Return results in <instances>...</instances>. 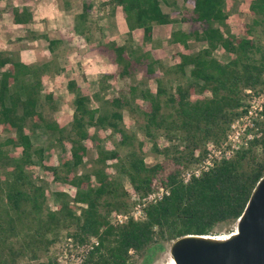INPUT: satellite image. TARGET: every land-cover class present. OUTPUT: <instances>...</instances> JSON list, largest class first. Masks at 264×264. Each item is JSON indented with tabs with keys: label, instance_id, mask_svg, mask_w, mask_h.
Wrapping results in <instances>:
<instances>
[{
	"label": "trees",
	"instance_id": "obj_1",
	"mask_svg": "<svg viewBox=\"0 0 264 264\" xmlns=\"http://www.w3.org/2000/svg\"><path fill=\"white\" fill-rule=\"evenodd\" d=\"M182 2L190 9L175 19L161 9L159 0H106L104 6L120 8L126 28L123 42L117 44L104 38L95 22L98 36L90 35L91 3L83 0L73 16L74 30L88 42L97 41L114 70L97 78L98 89L90 95L67 80L73 108L61 122L45 117L41 109L42 101L54 109L42 80L58 70V41L42 36L50 57L40 62L25 63L15 51H0V264L46 249L60 231L75 243L97 238L81 264H132L134 256H146L162 242L184 234L213 235L217 225L236 223L264 173V105L252 120V137L245 147L186 183L179 176L204 156L208 142L224 138L249 99L264 94V0H246L250 20L238 23L235 32L228 21L229 0ZM10 14L13 23L32 21L24 7H11ZM172 22L187 24L167 38L183 50L174 63L164 67L151 47L133 46V30H140L145 46L154 25ZM198 43L202 46L197 48ZM215 50L225 60L214 56ZM117 79L122 85L112 89L109 81ZM123 110L162 156L159 162L145 164L142 143L125 128ZM38 128L50 136V144L62 151L67 147V154L57 162L45 158L42 145L31 140ZM100 132L108 133L111 146L101 144ZM158 137L167 144L158 147ZM88 148L95 151L94 167L78 172ZM107 161H113L114 174L108 173ZM36 165L41 176H33ZM121 176L139 201L159 185L168 194L144 203L136 219L111 223V210L126 211L131 204ZM43 177L67 185L73 195L53 192L56 204L49 208Z\"/></svg>",
	"mask_w": 264,
	"mask_h": 264
},
{
	"label": "rangeland",
	"instance_id": "obj_2",
	"mask_svg": "<svg viewBox=\"0 0 264 264\" xmlns=\"http://www.w3.org/2000/svg\"><path fill=\"white\" fill-rule=\"evenodd\" d=\"M79 1V0H76ZM167 3H164L159 0L161 9L168 13L171 18H179L180 14L188 11L190 9L189 4H184L182 0H166ZM94 6L91 9L90 13V24H91V36L96 39V36H98L94 24L92 22H95L97 24L98 22H101L100 20L102 19V16L105 17L104 10L102 13L100 12L99 9H96V5L100 2L101 0H93ZM78 3L75 2V6ZM229 10H228V21L229 25L232 31H236L237 29V24L238 23H246L250 20V14L248 13V10L246 8V0H229ZM79 8V7H78ZM109 11V9H108ZM103 25L105 26L107 20L103 21ZM116 23H112L111 27L115 30L116 29ZM182 26L183 28H187L186 23H169L163 26H155V30L153 31V37L150 43L146 44L145 46L141 45V35H138V31L135 33V39L132 40V44L135 47H138L143 50L150 49V47L153 49V53L155 55V58H157L161 64L166 67L172 63H174L177 60V53L179 50L183 51L181 47L177 44H169L167 43V38L165 36H169L170 29ZM114 30V31H115ZM116 32V31H115ZM120 35V29H118ZM121 37V38H120ZM125 34L123 36H119L118 39L124 40ZM95 40H92L91 42H94ZM44 44V42H42ZM201 43L196 44L195 46L198 48ZM93 45V44H92ZM164 45V47H163ZM19 47V45H18ZM38 48H40L37 45ZM42 48V47H41ZM83 49V47H80ZM93 48V47H92ZM81 49V50H82ZM18 54V50H15ZM98 53L100 55L98 58H101L99 60L100 63L102 62H107L109 61V57L107 54H105L103 51L98 50ZM214 56L221 60H225L224 55L220 50H215L213 52ZM93 57L91 58H96L93 54H91ZM98 55V54H97ZM90 56L88 57V59ZM44 56L39 52V54L36 57L37 62L43 61ZM68 60V59H67ZM92 61V59H90ZM71 64H73V68L71 67ZM71 64H65V72L61 74H57L54 76V74L57 73V71L54 74H48L43 78L42 81V87L43 91L45 92H50L53 98L54 102V109H50L43 101L41 102L42 106V112L45 117L47 118H52L55 121L61 122L62 120H65L69 117L73 105H72V99H73V93L70 92L66 88V82L69 80V77H76L77 81L80 83L79 86V91L82 94H87L90 95L91 93L95 92L97 88V78L102 74L101 71L107 70L108 66L103 65V69L98 68L96 65L92 67L93 71L90 73L86 71V75L92 74L91 77L87 76V79H81V75L83 71L85 70L83 63L78 60H74L71 62ZM90 67V68H91ZM101 70V71H100ZM187 71V67H186ZM104 73V72H103ZM173 81L167 82V84H172ZM109 84H111L112 89H118L121 85L122 82L120 80L116 81H109ZM148 86L150 88H154V81L153 79H148L147 82ZM264 101V100H263ZM123 114V122L125 125V128L129 131L134 133L136 137V142H141L142 143V150H143V160L145 164L151 165L156 162H159L162 159V156L160 154H156L154 150L151 147V144L147 139H145L142 134L137 130L136 128V122L134 119L131 117V115L126 111H122ZM100 139H101V144L102 145H110V140L108 137V133H99ZM31 140L34 144H40L43 147V155L45 158H48L52 162H57L58 158L62 155L67 154V147L62 151L57 145H52L51 143V138L50 136L42 131L41 129H35L34 133L31 134ZM167 143L162 137H158L157 139V145L158 147H163ZM94 156H95V151L94 149L88 148L87 154L84 158L83 165L78 169V172H88L91 170L92 167H94ZM106 164L108 165L107 171L110 174H114L115 170L113 167V161H107ZM33 176L39 175L41 176L40 168L38 165L33 167ZM43 179L46 181V204L49 208L53 209L55 206V201H54V196L53 192L59 191L65 193L68 198H70L73 195V190L69 188L67 185L62 184V183H54L53 181H50L48 178ZM122 186L124 189L127 190L129 197H130V206L126 209V211H113L111 210L107 214V218L110 220L113 219L114 214L116 213H125L129 214L131 211H134V207L138 204L137 203V198L132 194V190L129 186V183L126 179V177L121 176L120 177ZM235 224H219L214 228L213 235L215 237L223 238L227 237L230 232L235 230ZM68 235H66L65 231H60L55 238L54 242L50 244L46 249L40 248L39 250L35 251L34 253H30V251H27L23 256H16L14 258L13 263L11 264H40L41 262H45L47 259H52L55 264V259L57 258L58 255H61V251L63 249H68L67 241ZM172 241H165L162 242L161 245H156L155 247L151 248L146 256H134L132 260V264H169L172 262L170 254H169V246Z\"/></svg>",
	"mask_w": 264,
	"mask_h": 264
},
{
	"label": "crops",
	"instance_id": "obj_3",
	"mask_svg": "<svg viewBox=\"0 0 264 264\" xmlns=\"http://www.w3.org/2000/svg\"><path fill=\"white\" fill-rule=\"evenodd\" d=\"M82 1L83 0H0V51L18 50L20 60L25 63L34 62L39 52L44 56L43 61L48 60L50 54L46 49L47 41L42 38V36L45 35L48 38L58 41L54 48V53L56 54L55 64L58 68L57 73L54 74L55 72H50L45 76L48 74H54V76H56L57 74L59 75L65 72V64H71L72 61L78 59H80L85 68L83 73L80 74L81 79H87V76L91 77L92 74L86 75V71L89 73L90 71L92 72V67L95 65L101 69H103V65L108 66L107 70H100L101 73L112 72L114 67L109 61L108 63L99 62L101 58H98L100 55L98 50H100V48L97 41L88 42L82 35L74 30L73 16L80 12ZM101 1L102 2H100L99 5H96V9L100 10V12H98L100 14L104 10L105 17L102 16V19L100 20L101 22H98L96 25L102 27L104 38L113 40L117 44H121L123 38L118 39V37L125 34L126 28L121 16L120 8L118 6H104L103 2L106 0ZM75 2L78 3V5L76 4L75 6ZM89 2L91 3L92 9L94 2L93 0H89ZM11 7L26 8L32 16V21L26 23H13L10 14ZM104 20H107L105 26L103 25ZM113 22L116 23L117 30H115L114 27H111ZM155 26L163 25H154L152 27V37ZM118 29H120L121 32L119 36L117 35V33L119 34ZM174 29L185 30L182 26H178L170 29V31ZM135 31H138V35H141L139 29L133 30L132 40L135 39ZM42 42H44V44ZM174 44L175 43L172 45ZM37 45L40 48H38ZM201 46L202 45L200 44L199 47ZM80 47H83V49ZM179 52L182 51L179 50ZM91 54L96 58H91L93 57ZM89 56L90 58L88 59ZM90 59H92V61H90ZM70 68L74 69L73 64H71ZM69 79H73L77 86L80 85L76 77H69Z\"/></svg>",
	"mask_w": 264,
	"mask_h": 264
},
{
	"label": "water",
	"instance_id": "obj_4",
	"mask_svg": "<svg viewBox=\"0 0 264 264\" xmlns=\"http://www.w3.org/2000/svg\"><path fill=\"white\" fill-rule=\"evenodd\" d=\"M169 254L172 264H264V173L226 238L184 234L170 243Z\"/></svg>",
	"mask_w": 264,
	"mask_h": 264
},
{
	"label": "built area",
	"instance_id": "obj_5",
	"mask_svg": "<svg viewBox=\"0 0 264 264\" xmlns=\"http://www.w3.org/2000/svg\"><path fill=\"white\" fill-rule=\"evenodd\" d=\"M264 94L258 97L249 99L240 115L236 116L228 125L224 138L217 144L208 142L206 144L204 156L195 164L185 168L180 173V180L186 183L191 177H197L202 172L207 171L213 164L221 159L231 157L235 151L247 145V141L252 137V120L257 117L258 110L264 105ZM168 194V189L164 186H157L148 192L139 203L134 207V211L129 214L116 213L111 223L122 222L127 217L131 216L136 219L141 213V206L146 202H154L160 199L163 195ZM68 249H63L61 255L55 259V264H81L87 252L97 245L98 240L95 236H90L81 243H75L71 238H66Z\"/></svg>",
	"mask_w": 264,
	"mask_h": 264
},
{
	"label": "bare ground",
	"instance_id": "obj_6",
	"mask_svg": "<svg viewBox=\"0 0 264 264\" xmlns=\"http://www.w3.org/2000/svg\"><path fill=\"white\" fill-rule=\"evenodd\" d=\"M213 238H217V239H223V238H226V237H223V238H219V237H214V236H212ZM169 264H172V262L171 263H169Z\"/></svg>",
	"mask_w": 264,
	"mask_h": 264
}]
</instances>
